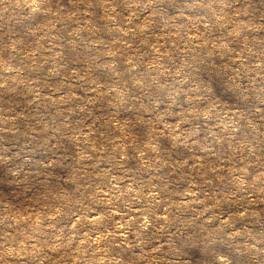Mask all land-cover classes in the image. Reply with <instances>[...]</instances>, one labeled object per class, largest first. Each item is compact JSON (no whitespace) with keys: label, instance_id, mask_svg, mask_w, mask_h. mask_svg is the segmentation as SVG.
<instances>
[{"label":"rangeland","instance_id":"obj_1","mask_svg":"<svg viewBox=\"0 0 264 264\" xmlns=\"http://www.w3.org/2000/svg\"><path fill=\"white\" fill-rule=\"evenodd\" d=\"M57 4L0 0V156L69 129L85 183L0 163V264H264V0Z\"/></svg>","mask_w":264,"mask_h":264},{"label":"clouds","instance_id":"obj_2","mask_svg":"<svg viewBox=\"0 0 264 264\" xmlns=\"http://www.w3.org/2000/svg\"><path fill=\"white\" fill-rule=\"evenodd\" d=\"M195 0H188L190 6ZM166 3V0H147V7L153 13L164 12L161 7ZM30 7L33 12H43L45 15L41 16V20H50L51 13L54 10H58L57 0H30ZM181 9V15H183L184 5L178 6ZM103 68L109 75H113L119 71V68L109 67L108 64L100 59L94 62V70ZM241 95H243L241 93ZM249 101H244V103ZM242 103L241 100H237L236 104L239 106ZM260 111V109H257ZM47 139L35 140L30 146L28 151L21 152L15 159H11V154H7L10 159L5 162L4 157L0 156V163H5L6 167L15 168L17 171V179L24 180L29 185L37 183L42 186L47 194L50 195V191H57L56 185L59 184L54 178V174L59 169H64L68 172L69 180L72 182L68 185H60L71 189L72 184H83L85 180L82 176L83 171V157L78 154H73L69 159L64 152V147L70 143L67 137L73 135L71 130L62 129L58 134H46ZM27 170V171H26ZM24 184H21L23 187ZM79 189L75 194H79ZM118 198V197H117ZM211 231L209 236L211 239L209 242H217L219 244L232 245L235 241L231 236L223 230V226L220 229H215V225H209Z\"/></svg>","mask_w":264,"mask_h":264}]
</instances>
